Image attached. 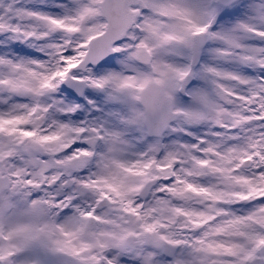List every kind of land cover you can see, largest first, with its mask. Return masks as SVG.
Segmentation results:
<instances>
[{
    "label": "snow or ice",
    "instance_id": "snow-or-ice-1",
    "mask_svg": "<svg viewBox=\"0 0 264 264\" xmlns=\"http://www.w3.org/2000/svg\"><path fill=\"white\" fill-rule=\"evenodd\" d=\"M0 264H264V0H0Z\"/></svg>",
    "mask_w": 264,
    "mask_h": 264
}]
</instances>
